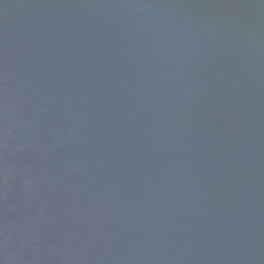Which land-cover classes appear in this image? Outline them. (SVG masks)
<instances>
[{
    "label": "water",
    "instance_id": "water-1",
    "mask_svg": "<svg viewBox=\"0 0 264 264\" xmlns=\"http://www.w3.org/2000/svg\"><path fill=\"white\" fill-rule=\"evenodd\" d=\"M0 264H264V0H0Z\"/></svg>",
    "mask_w": 264,
    "mask_h": 264
}]
</instances>
